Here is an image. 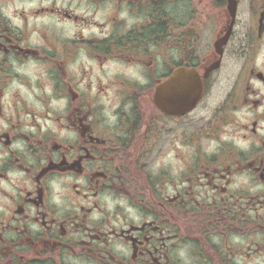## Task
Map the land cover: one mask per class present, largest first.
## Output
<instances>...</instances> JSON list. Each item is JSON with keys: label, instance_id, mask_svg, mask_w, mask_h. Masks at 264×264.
Segmentation results:
<instances>
[{"label": "flooded vegetation", "instance_id": "1", "mask_svg": "<svg viewBox=\"0 0 264 264\" xmlns=\"http://www.w3.org/2000/svg\"><path fill=\"white\" fill-rule=\"evenodd\" d=\"M256 257L264 0H0V264Z\"/></svg>", "mask_w": 264, "mask_h": 264}, {"label": "rangeland", "instance_id": "2", "mask_svg": "<svg viewBox=\"0 0 264 264\" xmlns=\"http://www.w3.org/2000/svg\"><path fill=\"white\" fill-rule=\"evenodd\" d=\"M257 242L260 244L262 242L261 237L258 236ZM264 257H256L251 259L252 264H264Z\"/></svg>", "mask_w": 264, "mask_h": 264}, {"label": "water", "instance_id": "3", "mask_svg": "<svg viewBox=\"0 0 264 264\" xmlns=\"http://www.w3.org/2000/svg\"><path fill=\"white\" fill-rule=\"evenodd\" d=\"M193 87H194L195 91H196V89H199V92H200V85L198 87L196 80L193 82Z\"/></svg>", "mask_w": 264, "mask_h": 264}]
</instances>
